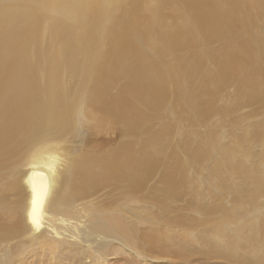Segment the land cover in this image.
<instances>
[{"label":"bare ground","instance_id":"obj_1","mask_svg":"<svg viewBox=\"0 0 264 264\" xmlns=\"http://www.w3.org/2000/svg\"><path fill=\"white\" fill-rule=\"evenodd\" d=\"M132 1L0 0V241L31 231L33 238L64 242L66 254L118 236L140 264H264V155L252 167L249 150L264 142V120L241 136L233 130L239 117L230 121L239 103L257 104L251 115L264 108V0H153L143 11L133 10ZM172 5L183 14V27L166 23L162 9ZM231 80L241 97L220 105L218 91ZM182 111L190 112L192 128L207 115L220 117L207 126L204 141L196 131L178 133L181 146L194 138L183 147L194 177L200 181L210 163L204 181L212 195L204 202L219 219L208 231L181 238L170 233L173 223L192 230L208 221L178 216L157 228L127 226L107 213L112 206L95 202V191L109 184L142 197L160 168L159 185L147 195L180 197L183 177L175 178L178 165L164 150L167 131L177 128L171 116L186 119ZM84 119H107L132 135L142 129L144 137L103 156L62 159L58 144L47 141L56 143ZM193 198L202 199L200 193ZM154 206L165 216L171 212L164 203ZM110 255L90 256L85 264L120 262Z\"/></svg>","mask_w":264,"mask_h":264},{"label":"rangeland","instance_id":"obj_2","mask_svg":"<svg viewBox=\"0 0 264 264\" xmlns=\"http://www.w3.org/2000/svg\"><path fill=\"white\" fill-rule=\"evenodd\" d=\"M153 3V0H133L132 9H140L141 11H143L145 8L153 6ZM177 3L182 6L180 2ZM162 11L164 13V19L166 20V23H168L171 28H174L175 26L178 27L179 24H181L179 26H182L183 23H186L182 12H180L179 9L174 5L165 6ZM129 18L132 20L134 18V15H129L127 19ZM217 44L218 42L215 41L210 45L215 48ZM177 52L180 53V50H177ZM208 66H210V64H208ZM169 87L171 88V85H169ZM116 92L117 90H113L112 94H115ZM240 97L241 94H239L238 82L236 80H231L225 83L218 91L217 103L220 105L226 103L235 104L239 101ZM206 98L207 97H204L203 99L205 100ZM168 101L170 102V100ZM237 106V108H234L231 111L230 117V121H234V117H239L241 121V125L233 127L236 135L241 136L244 128H250L252 125L260 124L264 120V117L262 116L264 115V108L260 111L261 115L250 114L251 110L257 108V104L244 102L237 104ZM141 107L143 108L142 105ZM168 112L169 107L163 110V113ZM188 112L182 111V115L186 119H177L174 114L171 116L172 121L176 123L177 128L172 135L167 131L166 139L169 140L165 145L164 150V154L167 156V160L178 165V168L175 170V178L181 179L183 177L181 185L184 186V188L181 196L176 198L174 195L173 199L170 201L164 199H161L162 201H159V194L156 197L147 195L148 193L155 191V189L159 185L161 169L158 168L154 171V174L148 180H146L145 188L147 191L145 190L146 193L144 192L145 195L142 197H131L122 188H113L109 184L99 186L95 191L94 199L95 202H98L105 207L112 206V209L107 213H114L115 215L119 216L127 226H135L143 230L146 228V226L149 225L155 226V228H157V226L162 225L165 220L176 218L178 216L187 217L194 222H203L204 220L208 221V223L205 224H198L195 229L192 230H188V226H175L173 223L172 227L170 228V233L173 236L180 238L191 237L192 233L200 235V233L208 231V225L213 224L219 219L217 214H209L206 211V208L208 207L210 202H204V200H207L212 195L211 187L208 188L204 181V177L210 163L206 164L203 175H200V181V177H194L193 165L191 162L189 151L184 150L183 148L184 146L193 143L194 138L181 146L178 140L180 134L178 133L182 130H187L189 133H194V131H196L204 141L207 126L211 123L218 122L220 120V117H218V115H207L206 117H204V121L200 122L199 126H193L192 128L189 127L190 122L188 120L190 112ZM97 119L99 120V118ZM154 120L155 119H153V121ZM100 121L102 124H99L96 120L93 119H84L82 121L84 123L82 126H78L74 131L70 132L65 137H61L56 141V143L52 142V137L51 141H47L46 144L50 143L48 147L53 144H58V148H56L55 151L58 152L62 159H66L72 162L75 159L80 158L81 155H91L95 157L103 156L104 154L110 153L111 150L113 151L115 148H118L122 144L128 143L133 140H136L138 142L141 141L144 137V133L141 132L142 129L136 135H132V133L125 130L124 126L118 127L117 125L116 127H113L108 124L107 119H105V121L100 119ZM155 121L152 123L155 127H157L159 125V121ZM207 122H209L207 125L201 126L202 124ZM224 142L225 144L230 146H233L235 144V141L231 139H226L224 140ZM29 150L30 149L27 146L22 151V153ZM249 150L255 155V158L253 160L254 164L252 165L253 167L255 164H257L258 157L264 155V142L257 141L255 144L249 146ZM240 157L244 158V155H240ZM263 157L264 156H262V158ZM262 158H260V160ZM31 159V156H29L26 157L24 161H22L21 166L18 168V172L20 174H23V172L29 167V162ZM257 175H261V170H257ZM197 193H200L202 197L201 201L195 200L193 198V196H195V194ZM9 197L13 198V196L11 195ZM220 198L225 202L222 197ZM24 200L25 191L24 189H22L21 201L24 202ZM159 203H164L165 206L170 207L171 212L165 216L163 213H161L160 210L156 208V206H154ZM59 227L64 229V226ZM31 234L32 232L28 231L24 235L25 237L22 236L11 240L10 243L0 241V264H83L81 261H79L81 260V258L85 264L86 262H89L90 256L102 257V255L107 254H112L110 256L115 257L118 261L120 260V262H118L117 264H123V261H126V264L141 263V259L139 260L137 257H133L131 254H128L127 250L123 249L120 246V242H118V236H108V238L112 241L105 243L95 250H87L85 252L83 251V253L81 249L73 248V250L70 249V252L64 254V242H61L60 244L54 243L53 241H51V239H47V237L43 239H36L33 238ZM130 250L132 251V248H130ZM147 259L150 258L147 257ZM127 260L129 261L128 263Z\"/></svg>","mask_w":264,"mask_h":264}]
</instances>
